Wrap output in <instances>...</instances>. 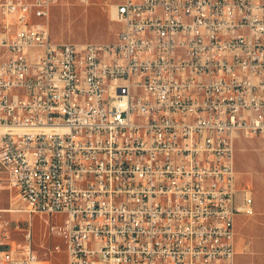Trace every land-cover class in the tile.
<instances>
[{
	"label": "built area",
	"instance_id": "obj_1",
	"mask_svg": "<svg viewBox=\"0 0 264 264\" xmlns=\"http://www.w3.org/2000/svg\"><path fill=\"white\" fill-rule=\"evenodd\" d=\"M58 2L0 0V264H44L35 216L61 217L46 224L66 264H236L264 0H122L116 42L83 44L53 40Z\"/></svg>",
	"mask_w": 264,
	"mask_h": 264
},
{
	"label": "rangeland",
	"instance_id": "obj_2",
	"mask_svg": "<svg viewBox=\"0 0 264 264\" xmlns=\"http://www.w3.org/2000/svg\"><path fill=\"white\" fill-rule=\"evenodd\" d=\"M122 0H59L51 15V33L55 42L65 44L115 43L122 25L115 21L112 8ZM236 167L240 184L252 191L256 214L247 217L256 221L254 237L249 241V253L254 251L255 264H264V136L239 135L236 143ZM15 196L9 191L1 193L3 201L0 208H10ZM13 216H8L12 219ZM26 228L25 215L14 216ZM61 220V217L43 218L35 216L33 220V246L43 259L44 264H66V256L51 254L56 246L63 249V241L48 232L46 221ZM22 234H11L7 243L13 246Z\"/></svg>",
	"mask_w": 264,
	"mask_h": 264
},
{
	"label": "crops",
	"instance_id": "obj_3",
	"mask_svg": "<svg viewBox=\"0 0 264 264\" xmlns=\"http://www.w3.org/2000/svg\"><path fill=\"white\" fill-rule=\"evenodd\" d=\"M1 196V194H0ZM3 201L0 197V203ZM256 221H249L243 215H239L236 219V264H255L254 251L249 253V241L254 237L256 229Z\"/></svg>",
	"mask_w": 264,
	"mask_h": 264
},
{
	"label": "bare ground",
	"instance_id": "obj_4",
	"mask_svg": "<svg viewBox=\"0 0 264 264\" xmlns=\"http://www.w3.org/2000/svg\"><path fill=\"white\" fill-rule=\"evenodd\" d=\"M111 12H112L113 17H115V7L112 8Z\"/></svg>",
	"mask_w": 264,
	"mask_h": 264
}]
</instances>
